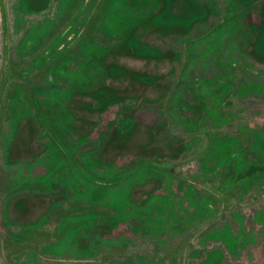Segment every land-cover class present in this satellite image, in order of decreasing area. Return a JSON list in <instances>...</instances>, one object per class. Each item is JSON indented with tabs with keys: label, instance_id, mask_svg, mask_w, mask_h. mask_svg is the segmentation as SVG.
Segmentation results:
<instances>
[{
	"label": "rangeland",
	"instance_id": "rangeland-1",
	"mask_svg": "<svg viewBox=\"0 0 264 264\" xmlns=\"http://www.w3.org/2000/svg\"><path fill=\"white\" fill-rule=\"evenodd\" d=\"M0 264H264V0H0Z\"/></svg>",
	"mask_w": 264,
	"mask_h": 264
}]
</instances>
